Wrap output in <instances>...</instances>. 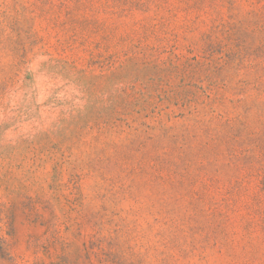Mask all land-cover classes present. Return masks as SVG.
<instances>
[{
    "label": "rangeland",
    "instance_id": "obj_1",
    "mask_svg": "<svg viewBox=\"0 0 264 264\" xmlns=\"http://www.w3.org/2000/svg\"><path fill=\"white\" fill-rule=\"evenodd\" d=\"M0 264H264V0H0Z\"/></svg>",
    "mask_w": 264,
    "mask_h": 264
}]
</instances>
